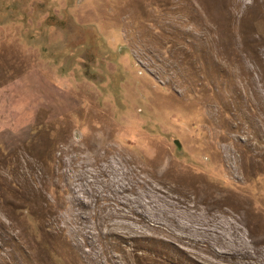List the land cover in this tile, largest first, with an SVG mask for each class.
Masks as SVG:
<instances>
[{
    "label": "rangeland",
    "instance_id": "374dc122",
    "mask_svg": "<svg viewBox=\"0 0 264 264\" xmlns=\"http://www.w3.org/2000/svg\"><path fill=\"white\" fill-rule=\"evenodd\" d=\"M0 264H264V0H0Z\"/></svg>",
    "mask_w": 264,
    "mask_h": 264
},
{
    "label": "bare ground",
    "instance_id": "6f19581e",
    "mask_svg": "<svg viewBox=\"0 0 264 264\" xmlns=\"http://www.w3.org/2000/svg\"><path fill=\"white\" fill-rule=\"evenodd\" d=\"M186 188H187V187H186ZM202 191H203V190H202ZM202 193H203V192H202ZM202 193H201V195H202ZM211 196H212V195H211ZM200 198H202V197H200ZM207 198H209V197H207ZM211 198H213V197H211ZM205 200H206V199H205ZM198 201H200V200H198ZM207 201H208V200H207ZM207 201H206V202H207ZM214 201H218V200H214ZM219 201H220V200H219ZM204 202H205V201H204ZM210 202H211V201H210ZM222 207H223V206H222L221 203H213V202H212L211 206H209V210H211V211L216 210V211H217V210H219L220 208L223 209ZM206 210H207V208H206ZM223 211H224V209H223ZM242 250H243V249H242ZM245 252H246V251H245ZM245 252H244V253H245Z\"/></svg>",
    "mask_w": 264,
    "mask_h": 264
}]
</instances>
